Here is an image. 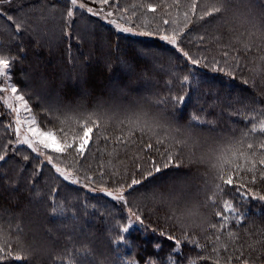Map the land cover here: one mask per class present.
Segmentation results:
<instances>
[{
  "label": "trees",
  "instance_id": "1",
  "mask_svg": "<svg viewBox=\"0 0 264 264\" xmlns=\"http://www.w3.org/2000/svg\"><path fill=\"white\" fill-rule=\"evenodd\" d=\"M209 3L197 0V15ZM148 4L157 6V11L149 12ZM191 4L192 0H179V4L175 0L112 3L109 10L128 17L121 19L124 23L132 22L137 32L151 31V36L119 32L113 24L98 21L93 36L85 40L78 30L81 39L66 36L59 46H38L31 39L14 45L11 78L42 126L55 131L60 121L67 119L65 129L80 131L74 122L93 115L99 129H94L82 155L71 150L58 154L64 167L82 184L76 185L17 145L14 121L0 101V155L5 156L0 161V246L10 245L13 252L40 248L28 260L5 259L0 264H66L69 258L79 264L87 255L85 249L91 251L95 264H191L192 260L215 264L213 246L220 248V264H226L228 256L233 257L232 264H240L235 256L241 245L252 264H264V201L251 196L245 199L232 189L215 196L214 205L209 200L214 183L219 182L212 167L216 154L232 147L245 131L249 135L239 145L244 151H249L247 143L264 141V133L250 132L251 124L264 118L260 114L264 108V77L255 74L257 67L264 68L260 59L264 56V47L260 46L264 44L260 37L264 0H252V5L232 0L227 19L221 22L215 17L198 20L190 11ZM186 12L190 19H185ZM165 19L169 24L163 23ZM181 29L180 47L194 58H206L205 62L192 65L159 38ZM245 45H251V51L246 52ZM145 51L149 56L141 59L137 53ZM236 57L239 65L232 67ZM213 60L232 74L213 71ZM185 75L190 85L181 83ZM245 80L250 82L246 84ZM181 95L185 100L177 104L173 98ZM159 100L166 103H157ZM45 109H52L54 115ZM194 114L204 122L196 123L189 136L185 128ZM136 121L149 122L161 138L167 135L168 139L157 144L154 137L136 132L127 142H118L117 137L126 136L130 122ZM177 127L181 130L176 131ZM177 139L187 144L176 145ZM150 142L152 149L146 147ZM167 151L176 153L173 164L182 161L180 167L162 168L137 186L154 184L158 191L171 193L166 202L146 201L140 193L126 190L125 205L87 188L115 190L124 185L127 189L134 175L141 178V173L152 169L153 161L165 163ZM201 157L203 163L199 162ZM249 187L264 194L262 180ZM54 189L63 217L52 214L49 195ZM229 196L237 213L244 217L237 227L235 216L225 214L233 235L239 238L235 242L227 235L229 229L218 231L222 221L216 216L217 211L223 212V200ZM129 207L139 212L143 225L129 216ZM130 220L129 231L122 232L121 227L128 226ZM213 224L217 228H212ZM168 235L181 242L178 250H174V241ZM118 236L126 237L123 244L112 242ZM216 236L221 239L217 241ZM222 245H228L227 252ZM200 255L212 259H199Z\"/></svg>",
  "mask_w": 264,
  "mask_h": 264
},
{
  "label": "snow or ice",
  "instance_id": "2",
  "mask_svg": "<svg viewBox=\"0 0 264 264\" xmlns=\"http://www.w3.org/2000/svg\"><path fill=\"white\" fill-rule=\"evenodd\" d=\"M11 0H0V4L10 3ZM177 4H179V0H175ZM232 0H210L209 5L206 9L197 15V0H192V4L190 7V11L193 15H197L198 20H205L208 17H215L217 22L226 21L227 13L229 12V5ZM89 3L92 5H98V7L89 6ZM89 3H86L85 0H66V8L65 14L62 19L65 21L63 28V34L65 36H70L68 29L72 27V20L74 15L79 10H85L87 13L92 16H104V17H112L114 15L113 11L109 10L111 8L112 3H115V0H89ZM245 5H252V0H243ZM254 6V5H253ZM49 7H55V5H51ZM147 10L149 12H156L157 6L153 4L146 5ZM264 8V5H262ZM43 10V6L41 7V11ZM127 12V9L124 10ZM0 15H3L0 12ZM43 19V17H41ZM9 21H13L15 23V33H19L23 27L24 22H15L14 18L9 15L7 17ZM185 19H190L188 13H185ZM110 23L114 25L115 29L119 32L130 33L141 36H151L154 35L153 32L144 30V31H134V28L131 26H125L118 23L116 20H110ZM165 25L169 24V21L165 19L163 21ZM211 23V21H209ZM187 27V23L185 24V28ZM182 29L180 31H176L174 35H160V39L172 45L178 52H180L183 57L190 62L192 65H200L205 62L206 58H194L189 55L187 51H184L178 42V37L182 34ZM260 37L264 40V28L260 29ZM218 38V37H217ZM201 40L204 37L200 38ZM264 47V44L260 45ZM245 51H251V45H245ZM137 55L141 59H147L149 53L138 52ZM228 55V53H225ZM236 64L232 67H238L239 65V57H236ZM260 59L264 61V56H261ZM15 61V57H9L8 55L0 53V78L4 80L11 79L10 69L13 67ZM211 68L213 71H226V74L231 75V71L226 70L223 67L219 66V61L213 60L211 62ZM255 74L257 76L264 77V68L257 67L255 69ZM246 84L250 81L245 80ZM181 83L183 85H190V78L188 75L183 76ZM255 84V81H252ZM261 83L264 84V79H261ZM10 90L11 96L4 98L5 105L12 111L17 114L23 109L26 113H32V108L29 106V101L25 98V95L21 94V90H19L15 85L9 84L8 88H0V92H5ZM177 104H182L185 100V96L181 95L173 98ZM13 101L16 103L14 104ZM157 103H166V101L159 100ZM54 115L52 109H45ZM260 114L264 117V108L260 109ZM58 120L59 118L56 117ZM254 119V118H253ZM199 117V115H191L189 119V124L185 128V132L187 135L191 136L192 130L196 123H203ZM80 129V131L73 130L71 128L65 129L63 125L67 124V119L60 121V126L54 131L52 128L47 126H42L36 119L35 115H30L24 121L19 119V115H17V120L15 124V133L17 139L26 144L32 151L37 152L39 155H46V153H57V154H66L69 151H74L77 154L82 155L85 152V149L88 147L90 141L92 140V134L94 129H99V123L96 119H93V115H88L84 117L82 120H76L74 122ZM131 127L129 128L126 136H118L117 141L120 143L127 142L128 137H132L136 132H140L143 135H150V137H154L157 144H164L168 139V136L165 135L164 138H161L160 135L155 131V128L152 124L147 121L140 123L139 121L130 122ZM26 125L25 131L22 133L21 127ZM54 127H56L54 125ZM179 127L176 128V131H180ZM251 133H264V118H262L258 123H253L250 126ZM249 135V131H245L242 134V138L235 141L233 146L230 148L223 149L219 151L215 156V162L212 163V167L215 169L216 176L215 179L219 181L218 183H214L213 185V193L212 196L209 197L212 204L216 203L215 196L225 194L226 189H232L235 193H237L240 197L247 199L249 196L253 199H259L264 201V194L257 193L254 189L250 188L249 185H255L259 180L264 181V141L259 143L258 145H254L253 143H247V149L249 151H244L239 145L243 144V137H247ZM107 138V137H106ZM176 145H180L181 147L187 144L186 140L177 139L175 141ZM148 149L153 148V144L150 142L146 145ZM176 153L174 151H167L165 155V163L159 164L153 161V166L150 171L146 173H141V178H136L135 175L131 179L130 183L127 184V189H125L124 185H121L119 188L115 190H109L107 188L102 189L104 193L111 197V199L119 202H123L125 205L128 204L127 198L125 196V191L129 190V194L135 191L140 193V196L146 200L151 201L153 203H163L166 202L170 197L171 193H165L158 191L154 184L152 185H144L143 188L137 187L140 186L143 181L148 180L150 177H153L155 174H159L162 168L167 169L169 166H174L179 168L180 163L173 164ZM194 155V154H193ZM27 159V157H25ZM46 159L49 164H53V156L46 155ZM5 156L0 155V161H4ZM201 163L204 162L203 157L200 158ZM56 173L59 176L63 177L64 180H70L71 183L76 184L78 180L71 177V173L65 172L60 167L53 164ZM91 180V177H88ZM92 190V189H89ZM40 193H36V197H39ZM57 190L54 189L53 192L49 195V200L52 201L51 209L53 216L63 217L65 215L64 210L61 207H57L56 202ZM227 213H231L235 216L237 221V227L243 223L244 217L242 214L237 213L236 206L232 202L231 196L227 199L223 200V212L217 211L216 216L221 219L222 223L219 225L218 231H223L225 229H229L227 235L235 240L239 238L233 235V231L231 230L230 225L228 224V216L225 215ZM129 216L133 217L136 222H139L141 225L144 224V220L141 218V215L137 211H133L131 207H129ZM131 220L129 221L128 226L121 227V231L127 233L129 228L131 227ZM212 228H217L216 224L211 225ZM161 235H165V233L161 232ZM3 236V231L0 229V237ZM167 238L169 240L174 241V250H178L180 248L181 242L175 237L168 235ZM186 239H190L186 236ZM220 236H216V240L219 241ZM126 240L125 236H118L112 242L114 244H123ZM256 243H259L257 241ZM197 247H200L197 244ZM223 251H228V245H222ZM255 250V249H253ZM40 251V248L37 247L31 251H17L13 252L11 250V246L8 248L0 246V261L5 259H14L16 261H24L28 260L33 252ZM80 250H78L79 252ZM87 255H84L80 258L79 264H95V257L92 255L90 250H84ZM212 252L217 254V258L215 259V264H220V248L213 246L211 249ZM236 251L239 252V255L235 256L236 260L240 261V264H252L251 256H244V248L241 245ZM58 260H62V257H57ZM199 259H212L211 256H203L200 255ZM233 257L228 256L226 260V264H232ZM66 264H78L77 260L69 258ZM99 264H103V261H100ZM126 264H135L134 261L126 262ZM191 264H197L196 260H192Z\"/></svg>",
  "mask_w": 264,
  "mask_h": 264
},
{
  "label": "rangeland",
  "instance_id": "3",
  "mask_svg": "<svg viewBox=\"0 0 264 264\" xmlns=\"http://www.w3.org/2000/svg\"><path fill=\"white\" fill-rule=\"evenodd\" d=\"M85 2L89 3V0H85ZM51 5H55V7H49ZM42 6L43 10L41 11ZM66 6V0H11L10 3L0 4V12L3 13V15H0V53L8 55L11 58V51L14 45L17 46L19 42H22L25 39H31V41L37 42L38 46H59L62 42L63 37H66L63 34L62 28L65 23L62 17L65 14ZM89 6H92V4L89 3ZM92 7L95 8L96 6ZM9 15L14 18L15 22H24L23 27L19 33H15V23L7 19ZM123 15V12H120L114 13L112 17L92 16L85 10H79L73 17L72 27L68 29L70 36L67 37L81 39L80 36L82 35V33V37L84 38V40L88 39L90 36L92 37L95 28L94 25H96L98 21L103 24H111L110 20L117 19L118 23L122 25L126 24L125 26L131 25L132 27V22L124 23V21L121 20L123 18L128 19L126 15ZM41 17H43V19ZM78 30L80 31V36L77 32ZM50 50L52 51V49ZM9 84L16 86L12 78L10 80H4L0 78V88L7 89ZM8 96H11L10 90L0 92V101L3 103V105H5L4 98ZM13 103L15 104L16 102L13 101ZM5 107L14 121V129L17 126L15 124V121L17 120V115H19V119L21 121H24L28 118V116L33 115L32 113H26L23 109L20 111L19 114H17L15 112H12L6 105ZM25 129L26 125L21 127L22 133L25 131ZM17 145L27 148L32 154H35L36 156L40 157L47 164L49 163L46 159V155L53 156V164L60 167L65 172L71 173V177L77 179L76 177H74L71 171L67 170L64 167V164L60 161V157L57 153L48 152L46 153V155H39L37 152L32 151V149L29 148L26 144L21 143L18 139ZM53 164L49 165L53 167ZM67 181L70 182V180ZM76 185L82 184L78 180V183H76ZM87 188L92 189L90 187ZM92 191H97L107 196L104 191H102V189H92Z\"/></svg>",
  "mask_w": 264,
  "mask_h": 264
}]
</instances>
